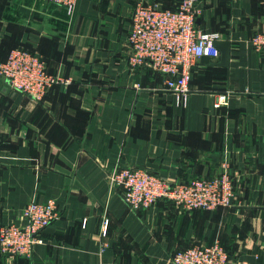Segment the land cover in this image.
I'll list each match as a JSON object with an SVG mask.
<instances>
[{
    "label": "crops",
    "instance_id": "1",
    "mask_svg": "<svg viewBox=\"0 0 264 264\" xmlns=\"http://www.w3.org/2000/svg\"><path fill=\"white\" fill-rule=\"evenodd\" d=\"M139 2L182 0H79L73 12L0 0V62L25 48L58 77L36 98L0 76V227L24 224L32 199L59 209L32 256L0 249V264H174L175 251L216 241L227 264H264V52L250 42L264 0L198 1V25L229 40L231 57L199 58L182 101L150 62H131ZM126 166L171 181L227 172L234 193L214 210L137 209L109 180Z\"/></svg>",
    "mask_w": 264,
    "mask_h": 264
},
{
    "label": "built area",
    "instance_id": "2",
    "mask_svg": "<svg viewBox=\"0 0 264 264\" xmlns=\"http://www.w3.org/2000/svg\"><path fill=\"white\" fill-rule=\"evenodd\" d=\"M47 1L73 12L79 0ZM198 1L182 0L176 8L139 2L134 9L128 36L133 49L131 62H150L179 101L187 99L198 59L205 56L215 58L221 54L216 44L221 34L203 30L197 23L201 12ZM250 42L256 50L264 52V32L252 36ZM0 76L16 90L36 98H42L58 82L45 60L25 48L13 49L8 58L0 62ZM109 180L112 187L122 190L125 202L137 209H149L161 199H169L190 209L214 210L228 205L234 193L227 172L211 178L171 181L145 168L126 166L114 170ZM22 215L26 221L24 224L11 222L0 227V249L12 257L32 256L35 246L43 241L41 232L57 219L59 209L53 198L45 202L32 199ZM107 224L108 220H105V230ZM172 261L174 264H227L229 253L216 241L177 250Z\"/></svg>",
    "mask_w": 264,
    "mask_h": 264
},
{
    "label": "water",
    "instance_id": "3",
    "mask_svg": "<svg viewBox=\"0 0 264 264\" xmlns=\"http://www.w3.org/2000/svg\"><path fill=\"white\" fill-rule=\"evenodd\" d=\"M216 44L221 51V64L228 66L231 57V42L229 40H218Z\"/></svg>",
    "mask_w": 264,
    "mask_h": 264
},
{
    "label": "trees",
    "instance_id": "4",
    "mask_svg": "<svg viewBox=\"0 0 264 264\" xmlns=\"http://www.w3.org/2000/svg\"><path fill=\"white\" fill-rule=\"evenodd\" d=\"M227 249V248H226ZM228 250V249H227ZM228 253H229V250H228ZM229 257H230V254H229Z\"/></svg>",
    "mask_w": 264,
    "mask_h": 264
}]
</instances>
